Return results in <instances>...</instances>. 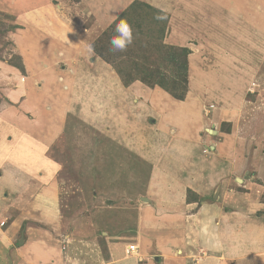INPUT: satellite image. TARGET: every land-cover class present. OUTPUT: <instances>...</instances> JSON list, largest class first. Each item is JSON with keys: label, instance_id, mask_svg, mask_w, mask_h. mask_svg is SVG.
Returning <instances> with one entry per match:
<instances>
[{"label": "rangeland", "instance_id": "1", "mask_svg": "<svg viewBox=\"0 0 264 264\" xmlns=\"http://www.w3.org/2000/svg\"><path fill=\"white\" fill-rule=\"evenodd\" d=\"M47 1L68 21L69 37L36 30L20 46L25 22H15L12 0H0V228L17 221L8 251L15 261L8 253L1 264H27L24 247L35 241L57 250L47 264H115L118 249L131 244L145 264L154 249L134 240L150 201L158 220L173 221L151 228L169 236L176 214L180 223L197 207L215 215L209 230L223 248H205L188 230L189 244L170 264L208 257L221 264L223 256L228 264H264V0ZM109 10L132 26L124 52L110 50L115 24L100 21ZM159 39L188 49L182 99L144 78L166 62ZM13 113L28 125L10 120ZM188 143L194 149L183 167L175 148ZM189 181L202 194L186 188ZM49 184L58 187V217L44 215ZM183 199L196 202L186 216ZM239 218L248 226L236 230Z\"/></svg>", "mask_w": 264, "mask_h": 264}, {"label": "crops", "instance_id": "2", "mask_svg": "<svg viewBox=\"0 0 264 264\" xmlns=\"http://www.w3.org/2000/svg\"><path fill=\"white\" fill-rule=\"evenodd\" d=\"M116 3L117 4L125 3V0H109V4H108V2H106L107 5H111V4L114 5ZM9 6L10 7H8L9 8L8 10L10 12L14 13L13 16L16 19L15 22H18V21L20 23H22L23 21L25 22L23 24L24 27H22V28L20 27L18 29L21 32H19V33L17 32V34H16L17 35L16 39L20 42V46H21V43L23 42V41H20V38H22L21 36L26 37V38H23L24 40L30 41V37H32V35L35 34L34 32L36 30H39L42 37L50 34L53 31H55V32L57 31V33L59 32L60 35H62V36L63 35L68 36L66 34V28L68 27L67 25L69 24L68 21H66V19L64 20V15H62V14H60V18H59L58 16H56L55 12L54 13L49 12L47 9L52 10V7L50 6V4L48 3L47 0H12V3H9ZM112 7L108 6L107 9L112 8V10H113L114 8H117L116 6H112ZM112 10L111 11L109 10L107 13L105 12L104 14H106V15H103V17L100 18V21L102 20L103 24H105L106 21L107 22L112 21V17L115 16V14L117 13L116 12L114 14H111ZM117 11H118V8H117ZM110 14H111V16L107 19L106 16H109ZM55 26H57L56 30H55ZM65 26H67V27H65ZM64 36L62 37L63 39H64ZM69 40H70V38H69ZM29 45L31 46L30 43H29ZM51 45L52 44H48V46H50V47H51ZM52 47H54V46H52ZM73 47L75 48V42L73 43ZM18 48H20V47L18 46ZM63 48L64 47H60L61 50ZM64 49L60 52V54L63 53V54H65V56L67 58L68 57L70 58L72 56V53L70 55V52H72V50H70L71 48H69L67 50H64ZM30 52H32V51H30ZM60 66H62V65H60ZM62 67H64V65ZM47 78H51V77L48 76ZM90 78H92V77H89L88 79L91 80ZM109 78H112V77H109ZM109 78L107 81L108 84H109V80H110ZM114 78H116V77H114ZM100 80L101 79L99 78L97 81H93L95 83L94 85H97L98 84L97 82H100ZM71 87H70V90H71ZM19 89L23 90L21 87H19ZM10 94L15 95L13 91H12V93L10 92ZM163 99H165L163 102L164 103L163 106L170 107L171 105L169 103L171 101H169V99H166V98H163ZM178 105L180 106V105H182V103L180 102ZM178 105H176L175 111H179ZM25 106L30 107L31 110H33V112H36V108L33 107L32 102L27 101ZM34 106H36V105H34ZM8 109L15 111V108H12V107L8 108ZM171 110H172V107H171ZM2 113H0V114L4 115ZM4 116H6V115H4ZM17 116L18 115L17 114L15 115L14 113L12 115H8L10 120H12L13 122H15L16 118H17V120L18 119L20 120V118H21L23 123L26 122V117L24 118V116H22V114H21L20 118H18ZM27 125H28V122H26V126ZM163 136L166 137V134H164ZM143 140H142V142L144 143L145 140L144 141ZM191 143H193V142H191ZM191 143H188L185 145H180L179 146L180 150H177V148H175L177 154L179 155V159L183 162L182 163L183 167H185L186 165H189L188 164L189 158H190V155L193 153L192 149H194V146ZM143 145L144 144H142L141 147ZM188 146H189V150L186 148ZM169 147L171 148L172 145H169ZM211 147L212 146L209 145V148H211ZM142 152L144 153L145 151L142 150ZM144 154H148V153L146 152ZM168 176L170 177V179H173V177L171 175H168ZM198 176H201V174L198 173ZM196 179L200 180L201 177H197ZM191 183H190V181H189V184H185L183 182V184H185L186 188L189 187L192 190L198 192L199 194H202L203 190H200L197 187H193L194 185H192ZM49 185L50 186L47 188L48 190L46 191V193H47L46 197H47V200H48V198H51L52 203L48 202L45 205L46 210L44 211V215L46 217H58V213H57L58 210H57V208H55L56 205L54 204V200H53L54 197L55 198L58 197V196H56L57 195L56 191H57L58 187H55L56 185L54 186L53 184H49ZM181 196L185 197V194L182 195V193H181ZM158 197L160 198V196H158ZM176 199H177V197H176ZM162 200L163 199H161V201H160L161 203H163ZM3 202H4L3 198L0 197V206H6L5 204H2ZM149 203L146 202L145 204H143V205H145V206L147 205V206L142 208V215L140 217L141 220H140L139 227L137 230V231L140 230V235H139V237L137 236V238H135V240H134L135 243L137 242L138 245H140L141 247L144 248V251H146V250L151 251V247H153V249H154V253H153L154 255H151L149 253L150 254V257H149L150 260L147 258L146 259L147 261L145 262V264H156V263H158V264H170L171 263L169 261L170 258H172L173 260L176 258H179L178 255H176V253L179 252L180 249H181V251L186 249V246L189 244V239L191 238L189 236H194L195 233L198 236V242L200 244H202L203 246H205V248H207L209 250H212L213 248L217 249L220 246H221V248H223V244L220 245V241L216 237H214L213 230H209V227H211V221L214 219L215 215L212 217L208 216L209 213H207L206 210L205 209L203 210L202 208H200L198 210L199 207H197V209L195 210L196 214H193V215L188 214L187 215V213H188L187 210H189L190 208H193L196 205V202H185V200L183 201V203L186 205L185 206L186 213H184V214H185V216L187 215L188 218H183V220L185 222L180 223L179 221H177V217L178 216L181 217V215H179V214L174 215L176 220H175V224L172 226L173 228H171L173 230V233L171 232L170 236H169V233H164L165 232L164 230L163 231H155L153 228H151V227H155V228L164 227L166 225L165 223L168 221H171V219H169L168 216L163 215L160 217V220H158L156 211L154 210L155 206L157 207L156 203H154L155 206H153ZM2 212L3 213L5 212L4 208H3ZM183 212L184 211L182 209V214H183ZM164 217H166V218H164ZM6 218L7 217L4 216L3 220H7ZM165 220H167V221H165ZM16 222H17L16 220L12 221L10 225L5 227L4 231L0 228V236H1L0 237V264H1V257H4V256L7 259V261L10 262V258L8 256V253H9L8 251H12L11 248H12V244H13V241L15 238L12 235V232L10 230L15 229L14 226H16V225H14V224ZM163 222H165V223H163ZM171 222H173V221H171ZM177 222H179V223H177ZM191 223H193L192 226H190ZM195 223L197 224V226H195ZM224 224L225 223H222V225H224ZM241 224H244L245 227L248 226L239 218V222H236L237 227H235V229L236 228L241 229L242 228ZM205 225L207 226V233H204L201 231V229ZM144 228H151V230L154 232V234L152 233L150 235V234L144 233L142 231ZM188 230H189V236H188V234H186V232ZM239 232H240V230H239ZM235 233H236V236L234 235V240L238 241V238H240V235H239V233H237V231H235ZM259 234H261V233H259ZM206 235L208 236L207 238H206ZM38 242L39 241L29 243L27 246L24 247L25 252L23 255L26 256V258H27V259H25L27 264H47L46 263L47 260L50 259V257L48 258L47 256L53 252H55V253L57 252V250L54 248H51V246H47L46 244H42V243H38ZM258 248H264V244L260 242L258 245ZM17 250H16V252H17ZM157 251H160L161 254L158 255ZM181 251H180V253H181ZM2 253H4V254H2ZM9 254L11 255V261L13 263L15 261V257H14L15 253L11 252ZM114 256L116 258L115 264H141L135 256L127 253L126 251L124 252L122 250V248L118 249V251L116 252V254ZM160 256H161V259H160ZM220 262H221V264H222V262H223V264H228V261L224 258V256L222 257V260H220ZM203 264H216V260L212 257H208L207 259H205Z\"/></svg>", "mask_w": 264, "mask_h": 264}, {"label": "trees", "instance_id": "3", "mask_svg": "<svg viewBox=\"0 0 264 264\" xmlns=\"http://www.w3.org/2000/svg\"><path fill=\"white\" fill-rule=\"evenodd\" d=\"M161 35L164 32V28L161 30ZM158 44L160 49H162V55L166 58L165 63L159 64V67L149 68L147 75L144 78H147L148 81L153 85L161 86L163 89H166L171 95L177 99H182L186 90L185 77L187 69V55L189 54L188 49L185 46H176L167 45L162 42V39H159ZM101 55L102 52H99ZM165 68H162V67ZM170 68V69H169ZM119 70V69H118ZM134 70L138 71L137 68ZM165 70V71H164ZM166 70H171V75H166ZM121 75L122 71H118ZM185 77L183 78V74ZM134 77V76H133ZM128 78V76L126 77ZM134 79V78H133ZM132 77H129L128 80H133ZM179 92V93H178ZM190 193V189L188 190ZM188 201H191L188 199Z\"/></svg>", "mask_w": 264, "mask_h": 264}, {"label": "clouds", "instance_id": "4", "mask_svg": "<svg viewBox=\"0 0 264 264\" xmlns=\"http://www.w3.org/2000/svg\"><path fill=\"white\" fill-rule=\"evenodd\" d=\"M112 22L115 24L114 35L110 37L109 43L112 51L124 52L128 46L133 42V29L132 26L125 19H120L118 16L112 17ZM92 50V46L89 45V51ZM202 232L207 233V226L205 225Z\"/></svg>", "mask_w": 264, "mask_h": 264}, {"label": "built area", "instance_id": "5", "mask_svg": "<svg viewBox=\"0 0 264 264\" xmlns=\"http://www.w3.org/2000/svg\"><path fill=\"white\" fill-rule=\"evenodd\" d=\"M4 221H1L0 225H3ZM126 252L131 254V255H135L136 256V252H137V246L136 245H129L128 248L126 249Z\"/></svg>", "mask_w": 264, "mask_h": 264}]
</instances>
